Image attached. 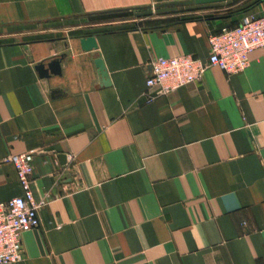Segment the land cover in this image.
I'll return each mask as SVG.
<instances>
[{"label":"crops","instance_id":"obj_1","mask_svg":"<svg viewBox=\"0 0 264 264\" xmlns=\"http://www.w3.org/2000/svg\"><path fill=\"white\" fill-rule=\"evenodd\" d=\"M171 1L189 0H0V202L22 192L4 160L21 152L43 201L9 264H264V48L239 73L145 85L151 60H206L264 0L155 7Z\"/></svg>","mask_w":264,"mask_h":264},{"label":"built area","instance_id":"obj_2","mask_svg":"<svg viewBox=\"0 0 264 264\" xmlns=\"http://www.w3.org/2000/svg\"><path fill=\"white\" fill-rule=\"evenodd\" d=\"M208 42L206 60L191 54L151 60L145 79L147 89H155L156 95L167 94L199 79L210 66L229 75L243 71L249 65L250 52L264 48V13L244 14L236 25L211 32ZM4 160L13 164L22 190L20 195L0 202V264H9L23 258L22 235L39 226L38 210L43 201L35 199L31 188L33 154L12 153Z\"/></svg>","mask_w":264,"mask_h":264},{"label":"water","instance_id":"obj_3","mask_svg":"<svg viewBox=\"0 0 264 264\" xmlns=\"http://www.w3.org/2000/svg\"><path fill=\"white\" fill-rule=\"evenodd\" d=\"M219 1H224V0H189L184 2L171 1L165 4L155 5V7L180 5V4H187L192 2L196 4H205V3H214ZM80 43H81V47L84 50H91L97 48V41L94 35L82 36L80 38ZM61 57L62 56H58L48 60L47 62H39L38 64H36L35 68L39 72V75L41 77H49L50 74H59L61 71V66H60ZM94 62H95V66L97 67L98 74L101 78V83L103 85H108L110 81L103 59L101 57H96Z\"/></svg>","mask_w":264,"mask_h":264},{"label":"rangeland","instance_id":"obj_4","mask_svg":"<svg viewBox=\"0 0 264 264\" xmlns=\"http://www.w3.org/2000/svg\"><path fill=\"white\" fill-rule=\"evenodd\" d=\"M144 13L143 12H136V13H133L132 15V18L133 19H138L139 17H141Z\"/></svg>","mask_w":264,"mask_h":264},{"label":"trees","instance_id":"obj_5","mask_svg":"<svg viewBox=\"0 0 264 264\" xmlns=\"http://www.w3.org/2000/svg\"><path fill=\"white\" fill-rule=\"evenodd\" d=\"M128 13H129V12H120V13L118 12V13H116L115 15H118V16H119V15H126V14H128Z\"/></svg>","mask_w":264,"mask_h":264}]
</instances>
